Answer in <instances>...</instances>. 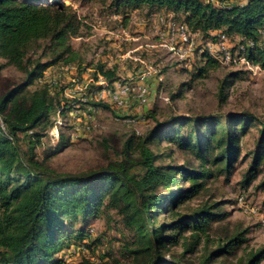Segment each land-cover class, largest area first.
Returning a JSON list of instances; mask_svg holds the SVG:
<instances>
[{
	"label": "trees",
	"instance_id": "trees-1",
	"mask_svg": "<svg viewBox=\"0 0 264 264\" xmlns=\"http://www.w3.org/2000/svg\"><path fill=\"white\" fill-rule=\"evenodd\" d=\"M101 1L126 16L140 8L150 15L164 10L203 40L215 41L211 33L217 31L233 48L252 43L246 47L248 59L264 68V0L231 6L206 0ZM80 26L77 12L61 0H0V59L24 74L20 83L0 92V117L12 136L9 141L0 131V264H64L57 254L71 243L94 252L99 238L91 240L89 225L96 217L120 223L125 232L119 256L106 253L95 264H185V254L209 245L211 222L225 213L219 212L217 203L184 212L181 207L204 190L208 179L231 174L242 153L239 141L249 126L258 124L260 136L240 182L243 187L249 185L264 159V124L248 112L170 115L155 120L145 135L130 136L117 160L79 174L56 173L36 158L34 150L48 116L57 107L45 85L30 87L58 62H73L70 39L78 36ZM38 42L51 55L46 62L28 57ZM202 60L200 76L218 65L206 56ZM99 72L108 80L114 77L113 71H104L102 66ZM233 76L220 82V103L226 101ZM22 135H26L27 149L20 152ZM163 141L189 153L198 165L159 164L161 154L154 150ZM63 144L59 142L57 152ZM77 222L80 225L75 228ZM246 233L241 230L220 239V245L200 264L233 255L247 241ZM177 246L182 249L180 256L171 253ZM262 259L264 248L251 253L246 264Z\"/></svg>",
	"mask_w": 264,
	"mask_h": 264
},
{
	"label": "rangeland",
	"instance_id": "rangeland-1",
	"mask_svg": "<svg viewBox=\"0 0 264 264\" xmlns=\"http://www.w3.org/2000/svg\"><path fill=\"white\" fill-rule=\"evenodd\" d=\"M246 1L217 0L216 4L242 5ZM61 2L73 7L80 18L81 26L78 36L70 39L75 56L70 65L74 69L65 70L67 65L58 62L43 73L47 80L56 82L50 89L56 107L69 100L66 94H71L73 88L71 79L86 82L88 78H93L94 71H99L100 66L103 69L119 68V74L125 78L132 76L135 65L130 61L124 64L119 62L118 55L154 43L155 28L159 26V19L164 15L172 17L164 10L150 15L146 8L133 10L128 16L116 14L110 9L108 2L101 0L89 2L61 0ZM175 18L181 20V15L176 14ZM99 32H106V35ZM113 34L120 36V43L115 41ZM112 43L116 45L111 47ZM43 47V42L33 45L28 57L39 59L41 62L48 61L51 55L44 51ZM135 54L142 56L147 54L162 76L161 82L156 78L147 82L150 100L148 105L137 112L132 111L137 116L135 123L126 125L109 107L99 108L95 125L88 134L71 143L68 139L69 129L65 128L62 130L60 140V143H64V147L59 152L57 150L52 152L46 137L50 125L48 116L42 137L34 150L38 160H44L45 166L58 174H79L95 170L104 166L108 160H117L123 143L130 136L145 135L153 128L155 120H164L170 115L202 116L248 112L264 124V68L261 72L253 74L243 66L215 65L200 76L198 70L205 65L202 55H197L188 63H178L164 51L150 54L142 49ZM234 74L235 76L230 79L232 85L228 89L226 101L220 103L217 97L220 82L226 76ZM23 78L24 74L21 71L0 59V92L13 84L20 83ZM37 86L40 84L35 82L30 89ZM80 95L72 91L71 96L77 99ZM86 98L90 99L89 91L86 92ZM260 129L261 126L258 124L249 126L244 137L239 141L242 145V153L228 177L208 179L204 190L181 207L180 210L184 212L203 204L217 203L219 212L225 213L222 219L211 222L209 245H201L195 253L185 254L183 260L185 264H200L204 256L220 245V239L241 230L247 231L245 235L247 241L233 255L215 257L210 264H246L251 253L264 248V159L259 165L256 177L249 185L243 187L240 183L249 169L252 158L250 153L256 147ZM24 136L26 135L19 137L20 152L27 149V140L23 138ZM154 151L161 154L159 164L180 165L189 162L194 166L198 165L189 153L180 151L164 141L160 142ZM185 186V183L181 184V187ZM79 225L80 222L75 223V228ZM89 226L91 240L99 238L96 250L82 251L80 247L71 243L57 254L64 264H85V260L95 264L98 258H104L106 253H111L113 257L119 256L120 240L122 233L125 232L120 223L96 217L90 220ZM171 253L180 256L182 249L180 246L173 247ZM258 264H264V259Z\"/></svg>",
	"mask_w": 264,
	"mask_h": 264
},
{
	"label": "built area",
	"instance_id": "built-area-1",
	"mask_svg": "<svg viewBox=\"0 0 264 264\" xmlns=\"http://www.w3.org/2000/svg\"><path fill=\"white\" fill-rule=\"evenodd\" d=\"M206 1L217 3V0ZM110 34L112 35V33ZM211 37H216L215 41L203 40L197 34L190 32L185 25L173 20L172 17L163 16L159 19V26L155 28L154 43L145 44V48L140 46L135 50L127 51L121 56L118 55L119 62L121 61L124 64V62L130 61L135 65L132 76L122 77L119 74V68L116 70L111 67L103 69L104 71H113L114 77L110 80L99 71H94L95 77L88 78L86 82L71 79L73 88L70 91L71 94H66L69 100L61 103L49 115L50 125L46 131V137L50 142V151L54 152L56 150L62 138V130L65 128L69 129L68 139L71 143L77 142L79 138L88 134L95 125L99 108H104V105L112 109L115 116L124 124L131 125L135 123L137 118H135L136 115L132 111L137 112L148 105L150 100V90L147 82L154 78L158 82L162 81V76L155 67L153 60L147 54L145 56L135 54L137 51L141 52L142 49L150 54L155 51H164L171 58L176 59L178 63H188L197 55H202L206 56V59L214 60L222 67L243 66L253 74L263 70L262 67L252 64L248 59L246 47H251L252 43H247L246 47L237 46L233 48L223 34L213 31ZM114 39L117 43H120L118 34L114 35ZM67 69L73 70L74 67L67 65L65 70ZM88 71L90 70L88 69ZM37 82L40 85H45L49 90L56 84V82L47 80L44 75L38 78ZM72 91L81 94L79 98L75 99L71 96ZM88 91L90 92L89 100L86 98V92ZM95 104H99V106ZM0 131L7 136L9 141H12V136L7 133L1 117Z\"/></svg>",
	"mask_w": 264,
	"mask_h": 264
},
{
	"label": "crops",
	"instance_id": "crops-1",
	"mask_svg": "<svg viewBox=\"0 0 264 264\" xmlns=\"http://www.w3.org/2000/svg\"><path fill=\"white\" fill-rule=\"evenodd\" d=\"M105 33H106V32H99V34H102V35H106ZM106 39H108V37H106ZM114 46H115V43H112V44H111V47H114Z\"/></svg>",
	"mask_w": 264,
	"mask_h": 264
}]
</instances>
